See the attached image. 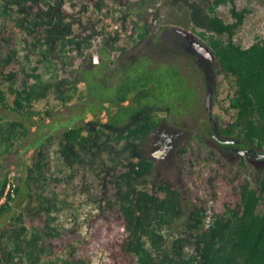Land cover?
I'll use <instances>...</instances> for the list:
<instances>
[{
    "label": "trees",
    "instance_id": "trees-1",
    "mask_svg": "<svg viewBox=\"0 0 264 264\" xmlns=\"http://www.w3.org/2000/svg\"><path fill=\"white\" fill-rule=\"evenodd\" d=\"M76 1L83 11L95 14L109 0ZM111 1L128 5L125 0ZM65 2L0 0V14L14 15L13 31L32 36L31 52L47 63L58 55L68 65L81 61L73 75L54 74L44 81L35 68L22 66L15 38L1 26L0 111L11 117L0 114V223L4 226L0 229V264H40L46 247L69 246L73 254L88 248L73 245L69 237L65 239L49 226L52 203L42 196V187L48 164L46 148L53 142L64 166L82 168V176L88 173L103 183L100 198L111 214L103 238L108 250L104 264H264V158L260 157L264 154V33L246 47L235 41L251 9H236L233 0H172L186 7L191 25L184 27L208 47L216 75L230 83L223 108L229 119L215 117L219 137L238 143L251 156L231 158L223 145L209 138V121L206 130L201 127L198 133H185L192 137L179 151L186 172L182 180L190 182V173L197 167L196 176L204 188L201 195L186 202L188 211L174 185L153 179L159 172L145 155V140L158 127L177 134L176 129L184 130L189 124L184 122L186 115L197 112L199 88L188 78L190 70L183 73L174 62L165 60L173 50L195 62L199 56L174 29L165 27L153 33L136 19L131 24L132 42L148 41L146 51L119 62L111 59L112 52L123 54L130 46H114L119 40L115 31L102 39L98 63L92 64L84 53L92 46L94 26L88 27L91 34L77 33L79 19L66 11ZM145 2L141 0L139 7ZM220 7L228 8L231 22L218 15ZM198 66L207 77L208 65ZM52 93L63 105L75 101L85 106V117L56 138L35 139L33 160L19 162L23 173L9 171L7 157L27 142L33 125L53 114V107H36ZM226 168L235 171L232 178L224 173ZM11 173L17 183L14 197L6 190ZM82 180L88 191L86 178ZM210 199L215 203V219L205 229L203 219ZM69 232L75 234L74 229ZM96 239L100 244L98 235ZM185 245H191L193 252L185 254Z\"/></svg>",
    "mask_w": 264,
    "mask_h": 264
},
{
    "label": "rangeland",
    "instance_id": "rangeland-1",
    "mask_svg": "<svg viewBox=\"0 0 264 264\" xmlns=\"http://www.w3.org/2000/svg\"><path fill=\"white\" fill-rule=\"evenodd\" d=\"M125 1H127L128 5L120 6L117 1L114 2L109 0L106 2L107 5L104 6L101 11L95 14H90V10L89 13L83 11L80 3L76 0H66L64 5L66 11L73 13L75 18L79 19L80 26L77 28L79 30L75 27L77 33L82 32L83 36L91 34L92 30L88 28L90 25L94 26L96 32V35L92 39L91 48L84 53L85 58H88L89 56L92 58V56H95L102 43V39L106 38L109 34L113 35L115 31L119 34V40L114 46L123 43H128L130 46L128 51L123 54L112 52L111 59L119 62V60H125L131 55L145 52L146 48H148V41L139 44H133L134 41L132 42L133 37L131 36L133 35V29L131 24L136 19L145 22L148 25L149 30L153 33H159L161 28L170 27L177 31L186 41L188 40L191 42L192 40H197L199 43L203 44L189 28L187 29L184 27H189L191 23L188 19V10L180 3L172 4V0H146V4L143 8H140L138 3L141 0ZM233 3L236 9H240L244 6L251 9V13L246 16L243 25L235 36V41L246 47L254 41L255 36H262L264 33V0H233ZM124 15H126L124 20L125 23L122 24ZM218 15L221 16L225 22L232 21L228 8L226 7H220L218 9ZM13 16L14 15L8 16L0 14V32L4 34V32L1 31V26H5L7 31L10 32V35L12 34L15 38L18 49L17 57L26 70L35 68V73L40 74L44 81L51 80L54 74L59 75V77L73 75V71L78 67L81 61L79 64H72L73 66L68 65L64 57L61 55H58L50 63H47L49 61H43L44 59L42 60L41 57L37 56L38 54L31 52V43L29 41L33 40L32 36L26 34L22 35L13 31ZM162 33L163 31L160 34ZM190 49L198 54L193 46H190ZM167 55L172 57L165 61L174 62L180 68L181 72L187 73V69L190 70L187 73V76H189L188 78L192 81V84L196 85V90L197 87L199 88L197 90V95L199 97L197 100L198 110L195 114H187L186 118H184L185 123L189 122L187 126L182 127L186 130V133H194V131H199L201 127L205 130L209 128L208 114L204 107V98L206 94L204 87L206 85H209L210 88L212 87L211 106L213 117L219 115L223 119H229V114L226 113L223 108L227 105V94L231 89L230 83L227 79H222L221 76L215 74L214 76H216L217 84L213 86L214 79L211 69L209 68L211 67L210 60L201 56L199 57V61L195 62L190 59L189 56L186 57V53L179 50H173L171 53L168 52ZM189 63L192 64V69L189 68ZM198 65H202L205 68L206 65H209V67L207 66L206 68L207 77H204V74ZM213 67L214 66H212V68ZM214 68L213 71L215 72ZM36 107L38 109L53 107L54 112L45 122L33 125L31 128L32 134L27 142L20 147L17 153L7 157L6 161L8 170H17L19 175L23 173V168L19 162L26 161L30 163L33 160L35 139L43 141L45 136L52 135L54 138L58 137L66 127L79 123V117L84 118L86 113V107L82 104H77L75 101H72L63 105L60 101L55 100L53 93L50 94L46 100H42L38 103ZM0 114L6 117H11L10 114L4 111H0ZM191 115L193 117H191ZM198 125H200V127ZM163 130L164 127H160L159 133ZM168 133H171V131ZM188 134H182L183 141L177 148V163L173 162L175 165L170 168L167 164L169 161L162 164L155 162L156 172H159V175L154 174L153 177L154 180L162 182L166 181L168 183L170 182L172 185H176L182 193V203L184 207H186V202L189 198L201 195L204 192L203 184L198 180V176H196L198 170L197 167L190 173V182L185 184L182 180L186 177V172L182 170V157L179 155V150L189 143L192 136ZM54 140L56 141V139ZM31 144H33V146H31ZM55 146L56 144L53 142L46 148L48 164L47 173L45 175L46 182L42 187V196L52 203V209L50 210L49 216L53 219L49 223V226L58 234L61 233L64 235L65 239L66 237H69L72 240L71 242L73 245H79L80 247L87 246L88 248L83 250L80 254L75 250L76 253L73 254L69 246H60L54 248V250L46 247V251L40 255L39 263L79 264L80 262L79 260H76V258L80 255L82 260L81 264H104L108 250L104 246L103 238L105 236V225L108 223L107 217L111 216V214H107L103 200L100 198L103 183L101 180L99 182L98 179H95L93 175L88 176V173H86V176H82V168L76 167L75 169H72L64 166L56 155ZM193 147L196 150L199 149V146L195 144ZM202 151L203 155H205L206 151L203 149ZM231 158L229 156L228 160ZM230 162L231 160L229 163ZM161 165H164L162 170ZM177 170H179V175L175 173ZM232 170L226 168L224 169V173L229 178H232L235 172ZM181 173L183 174L182 177ZM83 177L86 178L85 182L90 186L88 191L85 190V184L82 183ZM209 201H212L215 210L214 201L212 199ZM209 201L206 204V210L210 203ZM3 227L4 226L0 223V229H3ZM30 229L31 228H29V230ZM71 229L75 230L74 235L69 232ZM97 235L101 240L100 244L98 242V245V240L96 239ZM53 241L58 240L54 239ZM9 247L10 245L7 244V248Z\"/></svg>",
    "mask_w": 264,
    "mask_h": 264
},
{
    "label": "flooded vegetation",
    "instance_id": "flooded-vegetation-1",
    "mask_svg": "<svg viewBox=\"0 0 264 264\" xmlns=\"http://www.w3.org/2000/svg\"><path fill=\"white\" fill-rule=\"evenodd\" d=\"M197 55L199 57H201L200 54H197ZM214 61L215 60L210 61L211 67H209V65H208V67L211 68V73H212L213 79H214L213 86L217 84L216 76H214L216 73L213 71V68H212ZM221 78H222V76H221ZM207 88H210V86L207 85L206 90H207ZM208 121L210 123V130L208 132V133H210L209 138H211L217 142V140L214 138V136L219 137L217 120L215 117H209L208 116ZM159 130H160V127H158L153 132H151V134L146 138V140H145V143H146L145 155L147 157L151 158L154 162L156 161V163H160V164L166 163L167 161L172 162V163L178 161V159H177L178 157L176 155L177 151H178L177 148L182 143V141H183L182 134H185L186 130L176 129L177 134H172V132L168 133V131H166V130H163L161 133H159ZM198 132L199 131H196V132L194 131V133H198ZM218 144H221V143H218ZM221 145L224 146L227 153H231L233 155L232 156L233 159H237V158H240L243 156L244 157H251L250 152L244 148H241V146L238 143L236 144L233 142V143H229L226 145L225 144H221ZM245 155H248V156H245Z\"/></svg>",
    "mask_w": 264,
    "mask_h": 264
},
{
    "label": "water",
    "instance_id": "water-1",
    "mask_svg": "<svg viewBox=\"0 0 264 264\" xmlns=\"http://www.w3.org/2000/svg\"><path fill=\"white\" fill-rule=\"evenodd\" d=\"M184 34L187 35L186 33H184ZM190 44H191V46H193V48L196 50V52H198V54H200L204 58L209 59L210 61L214 60V56L212 55L211 51L208 49L207 46L199 43L197 40H192L190 42ZM211 95H212L211 89L207 88L205 98H204V107H205L206 113L208 114L209 117H213L212 106H211L212 105ZM214 138L217 140L218 143H221V144L226 145L229 143H233V141H231V140L221 139L220 137L214 136ZM245 156H248V155H245ZM260 157L264 158V154H261Z\"/></svg>",
    "mask_w": 264,
    "mask_h": 264
},
{
    "label": "built area",
    "instance_id": "built-area-1",
    "mask_svg": "<svg viewBox=\"0 0 264 264\" xmlns=\"http://www.w3.org/2000/svg\"><path fill=\"white\" fill-rule=\"evenodd\" d=\"M92 64H97L98 63V57L97 56H93L92 59ZM10 177H13L12 180H11V183H9L7 185V192L9 193L10 196L14 197V187L16 186V180L13 181L15 178V175L14 173H11L9 178ZM209 205L207 207V210L205 211V215H204V219H203V227L205 229H208L212 226L213 222H214V219H215V210H214V205L212 203V201H209ZM213 208V209H212Z\"/></svg>",
    "mask_w": 264,
    "mask_h": 264
},
{
    "label": "crops",
    "instance_id": "crops-1",
    "mask_svg": "<svg viewBox=\"0 0 264 264\" xmlns=\"http://www.w3.org/2000/svg\"><path fill=\"white\" fill-rule=\"evenodd\" d=\"M167 139V138H166ZM180 151V150H179ZM151 159V158H150ZM153 161V160H152ZM154 162V161H153ZM154 165H155V162H154ZM176 174H178L179 175V170H177L176 172H175ZM174 173V174H175ZM166 182V181H165ZM170 183V182H169ZM174 185V184H173ZM179 191H180V189L176 186V185H174ZM181 192V191H180ZM184 207V206H183ZM186 207H187V210H188V208H189V205L187 204L186 205ZM189 211V210H188ZM192 240H193V238H191ZM183 252L185 253V254H187V253H192L193 252V249H192V246L191 245H185V247H184V250H183Z\"/></svg>",
    "mask_w": 264,
    "mask_h": 264
},
{
    "label": "clouds",
    "instance_id": "clouds-1",
    "mask_svg": "<svg viewBox=\"0 0 264 264\" xmlns=\"http://www.w3.org/2000/svg\"><path fill=\"white\" fill-rule=\"evenodd\" d=\"M95 56H97V55H95ZM93 57V56H92ZM92 59V58H91ZM92 62V61H91Z\"/></svg>",
    "mask_w": 264,
    "mask_h": 264
},
{
    "label": "bare ground",
    "instance_id": "bare-ground-1",
    "mask_svg": "<svg viewBox=\"0 0 264 264\" xmlns=\"http://www.w3.org/2000/svg\"><path fill=\"white\" fill-rule=\"evenodd\" d=\"M188 162V161H187ZM183 176V175H182Z\"/></svg>",
    "mask_w": 264,
    "mask_h": 264
}]
</instances>
